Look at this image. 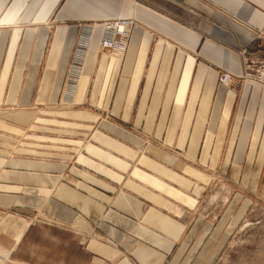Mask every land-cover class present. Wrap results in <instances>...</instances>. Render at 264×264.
Instances as JSON below:
<instances>
[{"label":"crops","instance_id":"obj_1","mask_svg":"<svg viewBox=\"0 0 264 264\" xmlns=\"http://www.w3.org/2000/svg\"><path fill=\"white\" fill-rule=\"evenodd\" d=\"M257 36L264 0H0L3 264H264V89L218 83Z\"/></svg>","mask_w":264,"mask_h":264},{"label":"built area","instance_id":"obj_2","mask_svg":"<svg viewBox=\"0 0 264 264\" xmlns=\"http://www.w3.org/2000/svg\"><path fill=\"white\" fill-rule=\"evenodd\" d=\"M134 26L132 19L115 18L101 23L102 34L99 40V50L101 53L121 58L124 54L127 43ZM90 31H92L90 29ZM91 34L79 35L74 51L73 66L78 67L85 55ZM257 40L263 41L261 36ZM242 73L239 77H231L228 73L219 74L218 83L225 87H230L236 82L249 83L264 88V59L251 55L248 51H240Z\"/></svg>","mask_w":264,"mask_h":264},{"label":"rangeland","instance_id":"obj_3","mask_svg":"<svg viewBox=\"0 0 264 264\" xmlns=\"http://www.w3.org/2000/svg\"><path fill=\"white\" fill-rule=\"evenodd\" d=\"M134 25H135V22H134ZM75 49V48H74ZM75 51V50H74ZM74 51H73V55H72V60H71V65H70V69H71V71H75V73L77 74L78 72H79V70H80V68H81V64L78 66V67H74L73 66V58H74ZM104 54H106V53H104ZM109 55V54H108ZM124 55V54H123ZM122 55V56H123ZM112 56V55H111ZM260 57V56H259ZM122 58V57H121ZM261 58H263L264 59V56H261ZM231 76V75H230ZM231 77H233V76H231ZM233 78H235V77H233ZM239 84H249V83H243V82H236V83H234L232 86H230V87H227V88H234V87H236L237 85H239ZM249 85H252V84H249ZM252 86H256V85H252ZM256 87H258V86H256ZM260 88H262V87H260ZM262 89H264V88H262ZM222 175H221V173H220V171H216V173L214 174V177H215V179L216 178H220ZM261 187H262V185H261ZM263 187H264V185H263ZM4 258V254L0 251V264H3L4 262H3V258Z\"/></svg>","mask_w":264,"mask_h":264},{"label":"bare ground","instance_id":"obj_4","mask_svg":"<svg viewBox=\"0 0 264 264\" xmlns=\"http://www.w3.org/2000/svg\"><path fill=\"white\" fill-rule=\"evenodd\" d=\"M0 251L4 254V258L3 257L2 258H3V262H5L8 259V254L5 251L1 250V248Z\"/></svg>","mask_w":264,"mask_h":264}]
</instances>
